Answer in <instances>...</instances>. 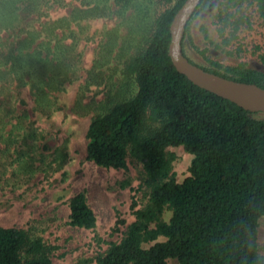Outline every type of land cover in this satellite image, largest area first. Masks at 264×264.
I'll use <instances>...</instances> for the list:
<instances>
[{"label": "trees", "instance_id": "1", "mask_svg": "<svg viewBox=\"0 0 264 264\" xmlns=\"http://www.w3.org/2000/svg\"><path fill=\"white\" fill-rule=\"evenodd\" d=\"M64 1L0 0L2 152L28 155L20 145L30 130L23 118L28 112L20 115L14 91L28 88L36 98V111L50 110L55 104L53 93L76 78L73 47L63 44L71 35L62 39L57 31H71L73 24L85 20L120 19L117 27L106 30L114 32H107L100 53L105 59L115 49L129 55L123 69L127 90L92 119L87 154L88 160L106 169H126L128 158L139 162L148 203L141 207L133 198L135 221L123 239L110 243L93 263L264 264L259 246L264 217V114L201 89L176 70L169 57L170 29L187 0H77L80 7L69 17L41 22L47 8ZM245 7L252 17L243 11ZM204 14L213 17L221 44L228 47L243 30L257 24L264 30V0H203L181 46L189 61L205 71L264 89V54L259 57L260 70L244 62L227 66L206 51L200 52L203 64L189 58L185 42H193V24ZM122 27L128 34L119 47ZM243 52L239 49L236 56L242 59ZM170 147H183L192 155L190 176L182 183L173 173L175 156L167 153ZM44 149L53 150L49 145ZM59 150L55 161L63 159ZM69 204L71 226L96 228L97 217L85 192ZM168 211L171 216L166 221ZM0 264H53L51 247L35 229L0 228Z\"/></svg>", "mask_w": 264, "mask_h": 264}, {"label": "rangeland", "instance_id": "2", "mask_svg": "<svg viewBox=\"0 0 264 264\" xmlns=\"http://www.w3.org/2000/svg\"><path fill=\"white\" fill-rule=\"evenodd\" d=\"M79 7L77 0H65L60 6L47 8L41 22L69 17ZM243 11L252 17L251 10L245 7ZM120 22L115 17L91 19L73 24L71 31H57L62 39L71 35L63 44L73 47L71 61L76 78L66 80L53 93L52 109L36 111V98L28 88L14 91L18 112H28L23 118L30 130L26 129L28 136L20 143L28 155H5L0 146V228L35 229L36 235L51 247L53 264H94L93 259L105 253L110 243L120 242L135 221L133 198L141 207L148 203V192L141 189L144 170L139 162L128 158L126 169H106L88 160L87 154V131L92 119L127 90L123 69L129 55L115 49L111 58L105 59L100 53L105 35L114 32L106 30L114 29ZM192 28L193 42L187 39L185 45L193 62L203 64L200 52L206 51L209 57L227 66L244 62L250 68L263 69L259 57L264 54V30L258 24L252 30H243L228 47L221 44L210 14L199 17ZM127 34L124 27L118 31L119 47ZM239 49L244 51L243 61L236 56ZM44 145L53 150H45ZM56 148H60L63 159L57 157L55 161ZM167 153L175 156L173 173L182 183L190 176L192 155L183 147H170ZM81 192L86 193L97 217L93 230L69 224L70 200ZM170 216L166 212L164 220ZM259 246L264 256V217L260 220ZM168 264L177 262L169 260Z\"/></svg>", "mask_w": 264, "mask_h": 264}, {"label": "water", "instance_id": "3", "mask_svg": "<svg viewBox=\"0 0 264 264\" xmlns=\"http://www.w3.org/2000/svg\"><path fill=\"white\" fill-rule=\"evenodd\" d=\"M203 0H187L171 25L169 57L176 70L197 87L229 100L251 113L264 114V89L257 85L235 82L205 71L193 64L181 49L188 23Z\"/></svg>", "mask_w": 264, "mask_h": 264}]
</instances>
